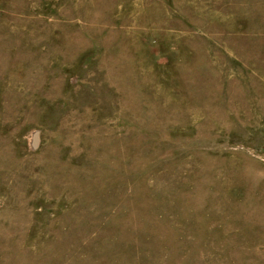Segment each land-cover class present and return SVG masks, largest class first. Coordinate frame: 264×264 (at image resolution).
I'll return each mask as SVG.
<instances>
[{
    "label": "rangeland",
    "instance_id": "374dc122",
    "mask_svg": "<svg viewBox=\"0 0 264 264\" xmlns=\"http://www.w3.org/2000/svg\"><path fill=\"white\" fill-rule=\"evenodd\" d=\"M0 264H264V0H0Z\"/></svg>",
    "mask_w": 264,
    "mask_h": 264
}]
</instances>
